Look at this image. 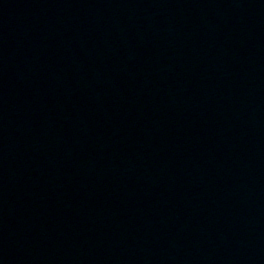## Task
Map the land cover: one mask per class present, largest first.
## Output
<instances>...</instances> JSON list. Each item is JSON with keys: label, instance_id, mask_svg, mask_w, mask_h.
I'll list each match as a JSON object with an SVG mask.
<instances>
[{"label": "water", "instance_id": "95a60500", "mask_svg": "<svg viewBox=\"0 0 264 264\" xmlns=\"http://www.w3.org/2000/svg\"><path fill=\"white\" fill-rule=\"evenodd\" d=\"M0 264H264V0H0Z\"/></svg>", "mask_w": 264, "mask_h": 264}]
</instances>
